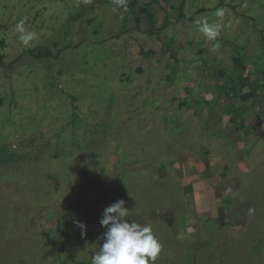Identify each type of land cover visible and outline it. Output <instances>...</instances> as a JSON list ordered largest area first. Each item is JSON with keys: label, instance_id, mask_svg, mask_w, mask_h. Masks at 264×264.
<instances>
[{"label": "rangeland", "instance_id": "374dc122", "mask_svg": "<svg viewBox=\"0 0 264 264\" xmlns=\"http://www.w3.org/2000/svg\"><path fill=\"white\" fill-rule=\"evenodd\" d=\"M179 3L0 0V264H91L121 199L154 264H264V0Z\"/></svg>", "mask_w": 264, "mask_h": 264}, {"label": "clouds", "instance_id": "9594fccd", "mask_svg": "<svg viewBox=\"0 0 264 264\" xmlns=\"http://www.w3.org/2000/svg\"><path fill=\"white\" fill-rule=\"evenodd\" d=\"M115 2L126 7V0ZM224 15L223 8H218L214 13L217 18H223ZM197 28L209 41H213L218 36L221 25L218 21L210 23L204 20L197 21ZM15 30L20 33L19 39L24 45L35 37V33L25 31L23 20L16 25ZM125 204L121 199L104 209L99 223L106 231L103 233L102 245L91 258V264H154L162 245L150 226L135 221L129 223L124 219L129 217ZM75 224L82 231L86 229V225L78 220Z\"/></svg>", "mask_w": 264, "mask_h": 264}, {"label": "crops", "instance_id": "0c3cea01", "mask_svg": "<svg viewBox=\"0 0 264 264\" xmlns=\"http://www.w3.org/2000/svg\"><path fill=\"white\" fill-rule=\"evenodd\" d=\"M234 58V57H233ZM245 68L247 69V70H245V72H246V74H252V72H251V70L249 69V68H247V66H245ZM250 71H249V70ZM245 72H244V74H245ZM251 76V75H250ZM238 78H240V77H238ZM238 84H240V85H243L244 84V82H242L241 80H239L238 81ZM248 85L250 86V88H251V83H248ZM253 88H254V86H253ZM238 89H240V90H242V88L241 87H238ZM255 89V88H254ZM248 93H252V95H251V97H248L247 99H250V98H252V96L253 95H255V93L254 92H246V93H239L238 95L240 96V97H243L244 95H246V94H248ZM257 94L259 95V96H263V94H264V92H258V91H256V96H257ZM246 99V100H247ZM241 100H242V98H241ZM233 120V119H232ZM248 123L249 124H254V125H257V123H259V127H263V126H260V125H262V122L258 119V117H257V115H252L251 116V118L249 119V121H248ZM235 127H238L237 125H236V123H235ZM264 128V127H263ZM236 137H237V148L239 149V151L241 152V153H243L242 155H240L243 159H245V152H247V153H249V151H251L252 152V150H255V148L253 149V148H250V149H248V146H249V144H248V140H245V139H247V138H244V137H242V136H240L239 134H236ZM258 149H260V147L258 146L257 147ZM248 157V156H247ZM243 159H242V161H243ZM244 162V161H243ZM209 167H210V165H209V163H207L206 164V169H209ZM218 187V185H216L215 186V188H217Z\"/></svg>", "mask_w": 264, "mask_h": 264}, {"label": "trees", "instance_id": "16d2710c", "mask_svg": "<svg viewBox=\"0 0 264 264\" xmlns=\"http://www.w3.org/2000/svg\"><path fill=\"white\" fill-rule=\"evenodd\" d=\"M159 0H152V3H157ZM166 2H170L171 0H165ZM184 8H185V0H180L179 3V7L177 8V12H178V19L182 20L185 16H184ZM168 26V20H166V22L164 23L163 27L166 28ZM44 53H42L39 56H49L50 55V51L47 49H44ZM30 52L32 54H35V49L30 50ZM151 51H148V53L150 54ZM38 57V56H37ZM232 62L234 63V65L236 66L237 70H240L241 72V77L239 78L242 82H246L244 79V72L245 69L243 68V64L240 60V58H237L236 56H234V58H232ZM243 68V71H241V69ZM252 93H248L246 95H244L243 97H240V99L242 98V100H246L248 97H251ZM76 264H89L88 262H78Z\"/></svg>", "mask_w": 264, "mask_h": 264}]
</instances>
